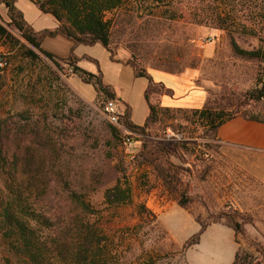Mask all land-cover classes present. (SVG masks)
Segmentation results:
<instances>
[{"label": "rangeland", "instance_id": "obj_1", "mask_svg": "<svg viewBox=\"0 0 264 264\" xmlns=\"http://www.w3.org/2000/svg\"><path fill=\"white\" fill-rule=\"evenodd\" d=\"M124 1L123 8L114 14V52L125 50L147 71H197L199 83L212 92L225 87L244 92L255 86L258 63L236 57L230 44L234 37L241 48L252 50L258 46L257 38L263 36L264 25L254 19L248 6L218 3L215 14L229 22L228 29L219 30L194 23L187 11L191 5L195 7L193 0H176L168 6L145 0ZM3 10L0 8V16L7 23ZM194 10L199 18H205V11ZM166 12L174 13L175 18L169 19L171 14ZM9 30L18 37L15 30ZM96 52L94 55L104 54L101 47ZM0 54L9 60L6 87L0 93V116L28 112L34 119L48 117L68 166L71 186L91 206L88 218L105 238L102 246L107 264H231L230 230L207 233L202 253L193 250L197 245L189 249L184 246L200 229L196 218L208 222L209 215L233 212L246 221L244 236L234 234L237 250L250 253L254 264L262 261L257 248L264 251V186L230 164L220 153V144L202 127L178 117L147 131L146 140L165 146L170 152L169 162L183 170L179 193H173L152 167L142 163V137L129 139L131 134L120 124L117 128L125 142L111 138L104 111L106 100L98 98L92 86L77 77L70 80L79 83L75 89L88 103L73 89L75 86L69 85L71 70L59 74L60 81L56 82L51 75L55 68L45 58L33 64L15 59L4 49ZM187 102V96L174 100L181 105ZM250 111L264 118V102ZM118 183L130 189L133 201L129 206L111 208L104 202V192ZM186 189L192 203L183 210L176 199ZM142 207L146 210L143 213Z\"/></svg>", "mask_w": 264, "mask_h": 264}, {"label": "trees", "instance_id": "obj_2", "mask_svg": "<svg viewBox=\"0 0 264 264\" xmlns=\"http://www.w3.org/2000/svg\"><path fill=\"white\" fill-rule=\"evenodd\" d=\"M41 13L52 16L59 24L55 30L35 32L25 21L16 7V0H0V8L6 11L8 22L0 16V49L13 53L15 59L27 60L37 64L41 58L49 61L55 68L51 72L53 81H60V75L71 70L84 84L91 85L98 98L116 101L114 90L105 86L102 74H90L80 69L79 59L73 52L66 59H59L42 50L47 37L62 36L74 47L102 46L114 60L113 46L114 14L124 6V0H29ZM161 6L173 5L176 0H145ZM227 1L234 6H248L254 19L264 25V0H193L187 8L190 17L198 25H212L217 29H228V19L215 14V6ZM190 4V2H188ZM194 9L205 11V18H199ZM169 19H174L175 14ZM113 16V18H110ZM230 26L232 22H230ZM260 24V22H259ZM9 29L17 32L15 36ZM263 36H259L258 46L252 50L241 48L234 37L230 44L233 54L259 65V76L252 89L236 92L221 88L219 92L209 91L206 106L201 110H173L163 108L159 98L169 93L161 84H156L148 71L134 58L127 64L133 69L136 78L148 81L145 101L149 116L143 127L130 121V112L125 110L121 125L131 134L142 137L139 157L143 164L154 169L156 177L164 187L179 193V175L182 169L169 162L170 152L163 145L146 140L147 131L154 125L167 121H184L202 127L209 137L216 140L218 130L226 123L242 118L245 121L264 125V118L253 114L250 109L264 102V26ZM256 36V35H255ZM1 59L9 60L0 54ZM8 69V68H7ZM0 68V93L6 87L5 73ZM175 74L174 72H168ZM48 117L33 118L28 112L2 118L0 116V264H107V253L103 250L105 238L100 235L88 216L91 206L85 197L71 186L64 155L57 147ZM111 138L124 143L120 130L109 124ZM139 141V140H138ZM217 141V140H216ZM99 182V181H98ZM188 189L177 195V205L188 209L192 203ZM130 189L120 183L104 192L107 206L121 207L132 204ZM141 213L145 208H141ZM200 227L197 234L184 246L189 249L200 243L201 237L211 225H222L244 236L246 221L240 214L209 215L208 222L196 218ZM264 264V251L258 249ZM253 256L237 250L232 264H254Z\"/></svg>", "mask_w": 264, "mask_h": 264}, {"label": "crops", "instance_id": "obj_3", "mask_svg": "<svg viewBox=\"0 0 264 264\" xmlns=\"http://www.w3.org/2000/svg\"><path fill=\"white\" fill-rule=\"evenodd\" d=\"M16 1L17 9L23 14L25 21L35 32L52 31L59 27L58 22L52 16L41 13L29 0ZM4 14H6L5 9L3 10ZM41 47L42 50L59 59H66L73 52L75 57L79 59L77 66L80 69L93 75L100 72L103 84L114 90L116 102L121 108L122 116L125 110L128 109L130 121L133 125L137 127L145 125L149 116V108L144 97L148 81L144 78L135 77L133 69L127 64L131 60L128 52L123 49L117 50L114 60H111L110 54L100 45L74 47L71 41L60 35L45 38ZM97 47H101L104 54L101 56L94 55ZM96 53L99 54V52ZM151 72L156 73L161 78L155 79L150 74ZM148 73L156 84H161L169 91V93L159 98L161 107L173 110H201L206 106L209 89L199 83L197 71L191 70L182 74H171L161 70H149ZM76 77L73 75L69 79V85L75 86L73 89L86 102L90 103L79 90L75 89L76 86H80L79 83L77 81L71 83L70 80ZM185 96L188 98L187 103L182 105L174 103L175 98ZM216 140L220 144V153L230 164L264 186V125L236 118L218 130ZM227 230L230 229L222 225L209 226L203 233L200 243L193 250L202 253L203 241L207 233L225 234ZM231 240L235 257L237 248L234 243L233 231Z\"/></svg>", "mask_w": 264, "mask_h": 264}, {"label": "built area", "instance_id": "obj_4", "mask_svg": "<svg viewBox=\"0 0 264 264\" xmlns=\"http://www.w3.org/2000/svg\"><path fill=\"white\" fill-rule=\"evenodd\" d=\"M0 68L7 69L6 59L0 58ZM104 111L108 122L116 127H120L122 121V111L116 101H107L104 105Z\"/></svg>", "mask_w": 264, "mask_h": 264}]
</instances>
